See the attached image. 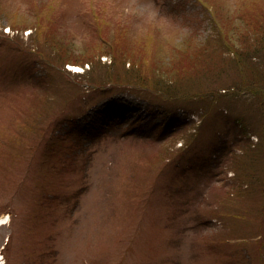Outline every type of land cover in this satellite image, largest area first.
<instances>
[{
	"label": "rangeland",
	"instance_id": "374dc122",
	"mask_svg": "<svg viewBox=\"0 0 264 264\" xmlns=\"http://www.w3.org/2000/svg\"><path fill=\"white\" fill-rule=\"evenodd\" d=\"M4 217L0 264H264V0H0Z\"/></svg>",
	"mask_w": 264,
	"mask_h": 264
},
{
	"label": "bare ground",
	"instance_id": "6f19581e",
	"mask_svg": "<svg viewBox=\"0 0 264 264\" xmlns=\"http://www.w3.org/2000/svg\"><path fill=\"white\" fill-rule=\"evenodd\" d=\"M6 218H0V224L4 223Z\"/></svg>",
	"mask_w": 264,
	"mask_h": 264
},
{
	"label": "trees",
	"instance_id": "16d2710c",
	"mask_svg": "<svg viewBox=\"0 0 264 264\" xmlns=\"http://www.w3.org/2000/svg\"><path fill=\"white\" fill-rule=\"evenodd\" d=\"M86 62H88V61H86ZM84 64V62L83 63H81V65H83ZM130 69H132V68H130ZM170 82L171 83H174V81L173 80H170Z\"/></svg>",
	"mask_w": 264,
	"mask_h": 264
}]
</instances>
